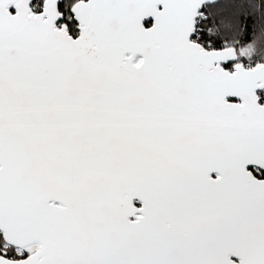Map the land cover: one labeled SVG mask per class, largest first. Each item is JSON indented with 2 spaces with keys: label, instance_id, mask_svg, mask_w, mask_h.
Segmentation results:
<instances>
[{
  "label": "snow or ice",
  "instance_id": "snow-or-ice-1",
  "mask_svg": "<svg viewBox=\"0 0 264 264\" xmlns=\"http://www.w3.org/2000/svg\"><path fill=\"white\" fill-rule=\"evenodd\" d=\"M0 264H264V0H0Z\"/></svg>",
  "mask_w": 264,
  "mask_h": 264
}]
</instances>
